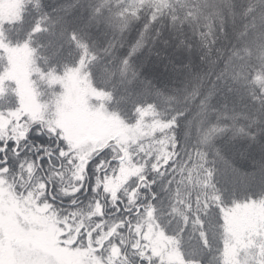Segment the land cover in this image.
Masks as SVG:
<instances>
[{"label":"trees","instance_id":"1","mask_svg":"<svg viewBox=\"0 0 264 264\" xmlns=\"http://www.w3.org/2000/svg\"><path fill=\"white\" fill-rule=\"evenodd\" d=\"M18 1L19 18L0 26V107L18 105V93L8 83V58L11 47L27 46L45 71L60 73L83 63L93 84L109 95L110 107L122 118L158 124L160 129L150 137L161 138L156 141L161 147L155 154L141 152L139 161H146L141 183H125L111 197L102 175L123 158L110 157L73 194L77 184L64 173L68 158L57 153V146L64 143L41 123H33L18 142L11 133L0 139V146L8 145L0 153L2 168L4 157L8 158L4 174L15 180L23 176L19 163L24 157L37 160V193L46 194L39 202L49 201L52 209L69 212V223L83 216L76 231L80 233L71 243L86 246L91 239L98 246L97 257L107 264L108 257L113 259L110 264L146 262L143 257L135 260L139 250L148 252L139 245L145 229L153 236L162 231L183 264H239L242 248L236 241L242 233L253 252V264H264V154L252 156L251 162L237 155L238 148L247 143L258 146L264 139V0ZM222 7L228 13L221 12ZM163 38L183 43L193 55L176 84L153 80L147 65L138 67L147 54L167 56ZM234 93L241 95L242 106L233 105ZM191 132L195 139H187ZM108 149L91 156L87 166ZM97 181L100 205L93 187ZM62 186H67V194H62ZM128 192L135 196L133 201ZM95 205L98 211L89 216ZM127 229L131 247L127 244L122 250L119 232L126 234ZM102 231L108 234L100 243ZM113 248L118 252H111ZM232 249L234 256L229 253Z\"/></svg>","mask_w":264,"mask_h":264},{"label":"rangeland","instance_id":"2","mask_svg":"<svg viewBox=\"0 0 264 264\" xmlns=\"http://www.w3.org/2000/svg\"><path fill=\"white\" fill-rule=\"evenodd\" d=\"M18 8L20 9L18 0H0V26L6 21L18 19ZM222 10L227 12L225 7L221 8V12ZM171 34L172 37L176 35L175 33ZM168 41L165 38L162 40L163 44H166V57L160 59L147 54L146 61L138 63V67L147 65L148 75L150 74V77L152 75L153 80L164 84H176L180 81L179 73L188 71L190 63L186 60L191 59L193 55L184 48L183 43L174 44ZM30 48L18 45L10 48L8 83L12 84L18 93V105L8 109L0 107V136H3L4 139L11 133L16 139L25 128L28 130L33 123H41L54 136L59 134L64 143L63 147L68 142V137L65 135L67 128L71 132L73 145L68 159H73V164L81 163V155L86 163L91 156L99 155L95 154L96 152L109 146V149L100 156L101 161L96 160L103 163L99 165L95 161L96 163L92 166H87L86 179L83 181L74 179L72 173L75 169L67 166L64 173L69 181H75L76 186H84L86 180L88 184L100 168L106 166L107 158L116 157L123 159L117 167L113 166L109 173L102 175L104 186L108 188V190L106 188L108 192L111 191V197L114 196L116 189L124 188L125 183L127 185L135 182L141 183L144 178L141 170L146 162L145 159L139 161L140 158H143L141 152L147 151V155L155 154L153 152L155 148L161 147L156 143V141H161V138L150 137L160 129L157 128L158 124L150 120V122H127L122 118L117 109L110 107L111 98L109 95L93 84L92 78L84 70L83 63L75 67H68L60 73L51 70L45 71L37 66ZM230 97L233 105L242 106L240 94L234 93ZM33 98L34 102H31ZM1 105L2 103H0ZM21 138L23 137H20L19 140ZM189 138L195 139L196 135L194 136L191 132V136L187 139ZM166 141L171 145V137ZM240 149L238 148L237 155L240 158H246V162H251L252 156L258 157V155L264 154V139L258 146L253 147V144L247 143ZM241 152L243 155L240 154ZM170 155H166L167 159ZM157 156L159 157V155ZM19 164L21 165L19 168L24 170L22 177L18 175L19 177L13 180L4 173H0V264H107L97 257L95 250L98 246L91 243L90 238V245L87 244L89 247L80 243L72 245V243L62 242L65 236L71 242L76 239L75 237L80 233L76 231L83 223V216L77 221L69 223V212L60 213L52 208L45 209L46 202L52 204L49 201L39 202L40 198L46 194L41 196V191L37 193L36 189L39 177L35 176L34 169L38 161L32 157H24ZM56 164L58 165L59 162ZM162 164L163 162L155 164L154 168L159 169ZM94 165L95 168H93ZM94 184V191L99 195L98 185L100 186V184L98 181ZM62 189H67V186H62ZM29 193H32L31 197H29ZM133 193H135L134 190ZM134 197L131 192H128L127 198L130 201H133ZM98 200L100 205V195ZM137 207L140 209L138 204ZM98 209L96 205L92 207V210H89V216L94 215ZM53 211H55V215H53ZM95 229L96 227L90 232H94ZM133 231L135 232V227ZM142 233L141 241L138 243L148 252L137 256L136 261L143 257L146 262L149 259H156L155 264H183L184 260L180 253L162 231L154 236L146 229L143 235ZM107 234L108 232L102 231L100 239ZM119 236L121 240L119 249L124 250L127 244V248L131 247V230L127 229L126 234L125 231L119 232ZM243 236L244 234L240 233L236 241L242 248L239 264H253V252L243 242ZM58 241L60 242L58 243ZM114 251L117 249L111 250V252ZM139 251L143 253V250ZM229 253L234 256L235 250L232 249ZM107 262L110 264L113 259L108 257Z\"/></svg>","mask_w":264,"mask_h":264},{"label":"snow or ice","instance_id":"3","mask_svg":"<svg viewBox=\"0 0 264 264\" xmlns=\"http://www.w3.org/2000/svg\"><path fill=\"white\" fill-rule=\"evenodd\" d=\"M13 71H15V68H13ZM22 95H23V89H22ZM31 102H34V98L32 99ZM15 115V114H14ZM27 134V129L25 128L24 131H21L19 133V137H16L17 139V142L19 141V138L20 137H25ZM33 135L38 139L39 138V135L34 131L33 132ZM51 135V133H50ZM65 135L68 137V142L64 145V147H59L57 146V153H58V156L59 157H62V158H68L69 157V153L72 151V136H71V132L69 129H65ZM3 136H0V139H2ZM56 139L57 140H61V137L59 136V134H57L56 136ZM63 142V141H62ZM8 145H4V146H0V153H4L7 149ZM83 148V146H82ZM67 149V150H66ZM86 150V149H84ZM79 155V154H78ZM2 163L5 165V167L3 168H0V173H6L8 171L7 169V163H8V158L7 156L4 157ZM102 163V162H101ZM67 164L69 166H71L72 168L75 169V171L72 173L73 175V178L76 179V180H80V181H83L84 179H86V173L88 171V167H87V164L84 162V159H83V156L81 155V163L79 164H73V159L69 158L67 159ZM97 168H99V165H97ZM82 186V185H81ZM39 187L41 189H44L46 188V185L44 184H40ZM80 191V186H73L72 189H71V192L73 194L77 193ZM68 190L67 189H64L62 191V194H67ZM41 196L44 195L43 192L40 193ZM32 196V193H29V197ZM44 208L45 209H51L52 208V205L48 204L47 202L45 203L44 205ZM53 215H55V211H53ZM99 239V238H98ZM106 239V237H105ZM60 241H58L59 243ZM63 243L67 244V243H71L70 240L67 239V237L65 236V239L62 241ZM99 242L100 243H103V240L102 239H99ZM141 255H143V253H141Z\"/></svg>","mask_w":264,"mask_h":264}]
</instances>
